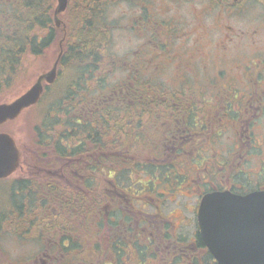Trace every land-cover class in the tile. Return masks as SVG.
<instances>
[{
	"label": "trees",
	"instance_id": "1",
	"mask_svg": "<svg viewBox=\"0 0 264 264\" xmlns=\"http://www.w3.org/2000/svg\"><path fill=\"white\" fill-rule=\"evenodd\" d=\"M204 1V10L210 7L217 13L230 10L244 12L248 10L247 5L252 3L251 0ZM254 1L264 10V0ZM55 3L56 0H11L0 7L3 8L0 11V22L3 23L6 19L11 20V25L7 29L9 32L0 37L2 40L0 42V80L6 83L17 75L23 56L28 54L40 56L41 51L51 45L53 40L63 41L64 50L58 62V77L54 83L63 77L64 69L71 70L73 78L66 79L64 89L53 96L56 84L45 87L46 90L37 107L45 100L49 106L41 116L40 125L34 128L36 135L34 145L42 150L43 154L62 160L63 164L67 160L75 161L77 164L74 169L78 172V177L81 176L82 185L80 190L65 187L60 188L57 193L48 194V192H42L40 186L33 181H15L10 187V190L18 194L12 193L13 199L18 202L17 206H13L15 216L21 219L23 226L25 225L23 221L33 226L35 221L41 223V219L44 220V218L41 214L31 209L27 210L25 207L63 203L61 211L68 213L69 218L75 217L78 220V232L84 230H81L83 226L86 227L85 230L95 228L96 236L101 235L103 226H106L110 232L108 235L110 239L104 244L98 241V237H95L92 240L94 243L90 245L83 244V239H76L71 241L70 249H83L88 246L92 249H100L107 245L119 244L126 245L130 254L141 253V251L148 254L153 251L151 245L158 242V237H152L156 236L155 231L151 232L150 229L144 228L146 225L144 218L147 214L140 211L144 208L143 206L138 208L137 205H142L141 202L145 205L148 202L143 194L148 195L147 199H156L152 200L153 205L161 201L163 196L156 194L157 186H154V183L160 181L172 167L179 170L180 175V182L177 187H173L172 191L178 189V186L185 183L183 171L190 161L189 157L174 161L173 155L158 154L148 150L147 143H144L148 140L146 135L149 132L143 130V122L147 121L143 108H146V100L150 101L149 107H151L158 104L159 98L183 94H179L183 88L178 87L179 85L176 87L171 85L168 91L161 84L156 85L144 80L140 75L142 72H138L137 67L139 54L131 57L130 60L135 61L133 65L129 63L130 60H122V69L126 71L125 81L111 86L105 85V82L103 84L102 81L110 67L117 69L120 65L107 50L115 29L107 19V13L111 8L119 7V5L138 8L139 16L134 17L126 28L130 33L144 40L140 48L143 52L147 46L155 48L154 50L146 49V52L152 51L147 60L144 57L145 52L144 54L142 52L144 63L146 62L142 65L144 69L153 68L152 71H154L159 68L158 60H156L157 55L161 54L159 50L167 49L166 43L162 42V39L167 37L158 36L160 28L165 26L164 22L161 19H153V13L147 7L146 0H69L68 7L60 19L62 21V18L71 15L73 21L63 22L64 30L61 31L55 28L52 18ZM9 4L15 11L11 13L10 19L6 8ZM179 38H181L179 35L176 38L169 37L170 40H179ZM173 60L178 66L180 61L175 58ZM159 73L160 71L157 72L158 77ZM177 79L180 84L181 77L177 76ZM91 84L97 88L91 90ZM130 103L133 108L130 107ZM97 107L100 109V115H93L91 111ZM131 109L134 114H131ZM156 119V117H150L151 124ZM131 120H134V125L128 124ZM152 134L149 135L151 139H153ZM133 142L136 147L140 146L137 155L131 152ZM140 149L143 152L139 151ZM100 151L104 152V161L100 159ZM164 155L170 156L171 162L157 166L155 162ZM139 172L151 176V180L143 184ZM104 180L107 181L109 189H107L109 206L115 209L105 217L103 224L102 220H94V217L99 216V205L104 198L106 199V195L103 196L100 190ZM161 183L168 184V181ZM49 213L52 219L57 218L52 210ZM61 218H66V215H62ZM63 223V227L68 226L66 233L71 234L73 232L69 229L71 224L66 225V221ZM107 229L105 233H102L104 239L108 234ZM166 231L163 229L159 232L167 236ZM193 236L200 237L199 233ZM95 252L97 257L101 256L102 252L97 250ZM145 257L148 259L147 256ZM202 264H215V262L211 257L207 261H202Z\"/></svg>",
	"mask_w": 264,
	"mask_h": 264
},
{
	"label": "flooded vegetation",
	"instance_id": "2",
	"mask_svg": "<svg viewBox=\"0 0 264 264\" xmlns=\"http://www.w3.org/2000/svg\"><path fill=\"white\" fill-rule=\"evenodd\" d=\"M9 1L11 0H0V7ZM7 29L8 27L5 28ZM0 32L2 37L6 33L2 30ZM198 42L199 38L195 44L198 45ZM250 43L254 50L251 54L254 56L260 54V47L254 42ZM216 49L221 52L220 56L224 59L231 53L228 48L221 50L220 46H217ZM197 54H201L198 48ZM196 55L187 56L185 61L181 59L176 67L178 77L182 79L185 74L178 86L183 88L179 94L185 92L191 94L159 98L158 104L151 107L150 101L146 100V108H143L147 115V121L143 122V130L149 132L146 135L148 140L145 141L148 150L173 155L174 161L189 157L190 162L183 171L188 194L183 197L195 200L193 206L195 213L200 200L208 193L228 191L243 196L255 191H264V82L261 87H256L264 75L253 72L256 69L264 70V57H253L254 62L249 60L231 67L232 72L237 74L241 72L242 79L250 83L238 91L232 87L219 86L222 78L228 75L229 68L221 70L216 76H210L205 65H198L199 58ZM91 112L93 115H100L98 107ZM130 112L134 114L132 109ZM152 116L159 119L158 122L156 119L151 124ZM133 121H129L128 124L134 125ZM229 128L233 132V139L226 141L225 148L228 149L224 153L214 150L220 146V139L216 138L222 131L226 133ZM151 133L153 139L149 137ZM139 148L140 146L136 147L133 142L131 152L137 155ZM139 151L143 152L141 149ZM43 153L37 148L33 162L21 161L20 168L24 170L20 176L21 180L33 181L40 186L42 192L48 194L57 193L60 188L65 187L81 189L82 178L78 177V172L74 169L75 161L67 160L65 165L61 164L60 168L54 169L57 163L63 161ZM99 155L101 161H104V152L100 151ZM103 163L105 165V162ZM106 185L107 181L104 180L101 188ZM62 206L63 203L58 202L25 207L44 218L41 219V223L35 221L33 226L26 221H23L25 222L23 226L21 219L15 216L13 207L0 208V264H202V261L212 257L201 237L193 236L198 233L196 229L187 239L185 234L178 233L183 227L182 224L174 225L167 236L159 232L165 229V226L157 228L156 236L152 237H158V242L152 243L153 251L148 254L142 251L130 254L126 245L119 244L107 245L100 249H92L90 246L70 249L71 241L76 239H83V244L86 245L93 244L92 240L97 237V233L90 231V228L85 230L84 226L81 229L84 230L78 232V220L75 217L69 218L68 213L62 212ZM50 210L57 216L56 219L49 216ZM61 214L66 215V218H61ZM64 221L66 225L71 224L69 226L71 232L73 230L71 234L66 233L68 226L63 227ZM16 228L19 229L18 232ZM109 234L108 231L105 242L110 239ZM17 238L20 242L34 243L36 246L35 253L25 256L23 261L18 260L9 246L6 250L7 246L3 243L8 240L17 242ZM95 250L102 252L101 256L97 257Z\"/></svg>",
	"mask_w": 264,
	"mask_h": 264
},
{
	"label": "rangeland",
	"instance_id": "3",
	"mask_svg": "<svg viewBox=\"0 0 264 264\" xmlns=\"http://www.w3.org/2000/svg\"><path fill=\"white\" fill-rule=\"evenodd\" d=\"M204 2V0H146L147 7L150 12L153 13V19H161L164 22L165 26L160 28L158 36L167 37V39H162V42L166 43L167 49H165V51H163L162 48L159 50L161 54H158L156 59L158 60L159 68L154 71H152L153 68L144 69V66L142 65L146 63H144V57L147 60L149 54L152 52L151 50H154L155 48L147 46L144 49L145 55L142 57L143 51L140 48L142 47L144 40L138 38L133 33H130L126 28L129 27L128 24L134 17L139 16L138 8L134 9L128 5H119V7L111 8L107 13V19L114 25L115 29L112 32V39L107 50H109L112 57L119 61L120 65L117 69L110 67L109 72L105 73L106 76L103 78L102 83L104 84L105 82V85L111 86L112 84L117 85L125 81L126 71L122 69V60H130L133 55L139 54V65H137V67L138 72H142L140 75L143 76L144 80L146 79L147 82H152L156 85L161 84L166 88L165 90L169 91L171 85L174 87L179 85L176 73L177 64L174 63L173 58L178 61L181 59L182 61H185L187 56H190L191 54L196 55V49L198 48L201 53L200 55H196L198 56L197 58H199L198 65H205L210 76H216L221 70L229 68L228 75L222 78L221 82L219 81V86L232 87L238 91L248 86L250 83H247L242 79L243 74L241 72H239L240 74L232 72L231 67L238 63H246L249 60L254 62L253 57H264L263 8L261 5L255 3L254 0H251V5H247V11L241 12L238 10H230L224 11V13H217V11H213L210 7L204 10ZM6 8L8 18L10 19L11 13L15 11H13L11 4ZM2 9L3 8H0V11ZM62 14L60 15V18ZM62 19V21L60 19L61 29H64L63 22L69 23L73 21L71 15ZM3 23L4 24L0 22V25H2V27L0 26V31L9 32L5 30V28L11 25V20L6 19ZM175 25H177L180 30ZM178 35L181 36L179 40L169 39V37L176 38ZM143 36L144 35H142V37ZM0 37L2 36L0 35ZM198 38L200 42L196 45L195 41ZM0 42H2V40H0ZM250 42H254L260 47V54H256L255 56L251 54L254 50L251 47ZM216 45L220 46L221 50L228 48L231 53L227 54L224 59L220 56L221 52L216 49ZM63 46L64 45L62 44V52L64 50ZM147 48L151 50L146 52ZM59 50V41L58 39H55L51 45L41 51L40 56L28 54L24 57L22 55L23 60L18 68L17 75L13 76L6 83L0 80V103L10 102L17 98L18 95L26 92L39 74L51 69L52 63L59 53ZM162 51L164 53H162ZM134 62V59H132L129 63L133 65ZM261 70L262 71L256 69L253 72L255 74L263 73L264 75V70ZM158 71H160L159 77L157 75ZM71 74V70L64 69V72L62 73L63 77L55 83L56 90L53 92L52 96L56 95L59 90L64 89L63 86L65 80L73 78ZM263 82L264 78L258 82L256 87H261ZM90 88L93 90L97 87L91 84ZM183 94L187 93L185 92ZM48 106L49 104H46V100L42 101L38 107L37 105H34L30 107V109L24 110L17 119L8 121L0 126V132L10 134V136L14 138L20 151V159L22 160V163L33 162L35 150L37 149L34 145L36 140L34 128L40 125L41 116L44 113V110H47ZM216 139H220V146L214 148V150L224 153V151L228 149L225 148L226 141L233 139L231 128L227 129L226 133H223L222 131ZM144 143L146 144V142ZM213 153L214 151H212L211 154ZM207 154H210V152H207ZM161 162H171V157L164 155L155 163L160 164ZM61 164H63V162L57 163L58 166H54V169L60 168ZM255 164L257 166L258 162ZM178 171L179 170L173 169L172 167V169H168L167 173L160 181L154 183V186H157L156 194L163 196L161 201L156 202L153 205L152 200L156 199H147L148 195L143 194L145 200L148 202L145 205L141 202L142 205L139 204L137 207L140 208L139 206H143L144 208L140 209V211L147 214L144 218V223H146L144 226L145 229H150L152 232L157 228H163L165 225V229L167 230L166 233L168 234L174 225L182 224L183 227L178 233L185 234V238L187 239L191 237V232L194 230L195 211L193 212V206L196 202L194 199L183 198V195L188 194L186 193L185 184L178 186V189L172 191L173 187H177L178 182H180ZM23 172L24 170L21 167L9 178L0 182V208L5 209L8 206L13 207L18 203L17 200L15 201L13 199L12 193H16L12 189L10 190V187L15 181H22L20 176ZM139 174L143 184H146L151 180V176L140 172ZM164 181H168V184L161 183ZM157 184L161 185L158 186ZM107 189V185L100 189L102 195H106V199L104 198L99 205V216L94 217V220H102L101 222L103 224L105 222V217L115 209L114 207L109 206V201L107 199L109 189ZM137 207L135 209H137ZM94 229L95 228H93V230ZM106 229V226H103L101 229V235L97 236L98 241L101 244H104L105 242L102 233H105ZM16 240L17 242H8V240L3 243L7 246L6 250H8V246L10 247V250L14 252V255H17L18 260L23 261L25 256L35 253L34 250L36 249V246L34 243L20 242L18 238Z\"/></svg>",
	"mask_w": 264,
	"mask_h": 264
},
{
	"label": "water",
	"instance_id": "4",
	"mask_svg": "<svg viewBox=\"0 0 264 264\" xmlns=\"http://www.w3.org/2000/svg\"><path fill=\"white\" fill-rule=\"evenodd\" d=\"M68 0H57L53 12L58 18L67 9ZM61 48V43H60ZM49 71L38 75L28 90L7 103H0V125L15 120L22 111L36 105L44 85L57 78L61 50ZM20 152L9 134L0 132V179L10 177L20 164ZM196 221L203 243L217 264H264V191L243 196L230 192L204 195L198 205Z\"/></svg>",
	"mask_w": 264,
	"mask_h": 264
}]
</instances>
